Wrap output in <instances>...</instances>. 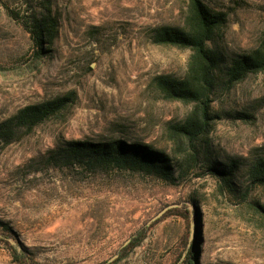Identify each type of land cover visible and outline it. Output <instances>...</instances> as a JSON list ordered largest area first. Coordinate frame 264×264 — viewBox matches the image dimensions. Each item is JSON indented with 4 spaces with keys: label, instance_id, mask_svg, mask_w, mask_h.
Masks as SVG:
<instances>
[{
    "label": "rangeland",
    "instance_id": "374dc122",
    "mask_svg": "<svg viewBox=\"0 0 264 264\" xmlns=\"http://www.w3.org/2000/svg\"><path fill=\"white\" fill-rule=\"evenodd\" d=\"M7 1L24 15L51 5L59 35L51 50L33 58L29 34L0 4V125L26 105L76 94L59 118L26 135H0V219L16 231L27 253L39 264L111 263L164 203L194 195L201 202L191 241L197 218L200 264H264L262 222L252 213L243 218L210 175L167 187L126 171L48 161L60 140L122 139L172 149L168 127L191 106L164 99L155 78L183 76L191 51L156 45L153 33L179 24L187 0ZM206 1L229 13L218 41L225 54L258 45L264 36V0ZM214 111L220 119L208 137L213 155L240 160L246 170L264 159V72L220 92ZM251 199L264 205V189L256 188ZM180 226L167 219L115 264H160L164 233L176 234ZM0 264H17L4 243Z\"/></svg>",
    "mask_w": 264,
    "mask_h": 264
},
{
    "label": "trees",
    "instance_id": "16d2710c",
    "mask_svg": "<svg viewBox=\"0 0 264 264\" xmlns=\"http://www.w3.org/2000/svg\"><path fill=\"white\" fill-rule=\"evenodd\" d=\"M0 4L29 34L34 46L33 58L38 59L51 50L59 35L58 18L51 5L44 4L40 9L24 15L13 9L7 0H0ZM228 22L229 13L219 10L208 1L187 0L179 24L164 25L154 30V44L191 51L183 76L159 75L155 78L157 89L164 99L191 106L179 123L168 127L169 142L172 144L169 152L147 143L122 139L97 142L60 140L48 161L93 170L126 171L158 180L167 187L210 175L216 180L219 193L234 200L233 204L240 207L238 213L243 218L252 213L251 218L254 216L264 226V205L251 199L256 188L264 189V159L251 163L246 170L240 160L218 159L217 155H213L208 141L209 134L220 119L219 113L214 111L216 96L248 77L264 72V36L256 47L241 54L227 55L219 48L218 41L224 37ZM75 100L76 94L69 93L26 105L1 123L0 135L10 139L23 132L26 135L41 124L59 118ZM237 116L242 119L251 117L247 114ZM244 170L245 179L241 176L240 180L239 174ZM200 202L192 195L185 200L164 203L159 212L171 205L178 206L168 209L156 221L143 224L131 235L128 244L116 252L114 256L118 257L113 262L102 264H115L123 259L151 237L156 227L170 218L174 222L179 221L181 226L176 234L164 233V255L160 264H200L201 229L197 218L196 239L191 241L192 221L195 215L198 216L195 209ZM189 204L195 207L194 210ZM11 240L17 245H13ZM0 243L9 247L17 264H39L27 253L25 245L20 243L16 231L2 219Z\"/></svg>",
    "mask_w": 264,
    "mask_h": 264
},
{
    "label": "water",
    "instance_id": "95a60500",
    "mask_svg": "<svg viewBox=\"0 0 264 264\" xmlns=\"http://www.w3.org/2000/svg\"><path fill=\"white\" fill-rule=\"evenodd\" d=\"M177 206H178V205L175 204V205H171V206L165 208L164 210H162L161 212H159L154 218H152V219L150 220L149 224H150L151 222H153V221H156V220L159 219L160 217H162V215H163L168 209L173 208V207H177ZM128 242H129V241H128ZM11 243H12L13 245H17V243L14 242V241H12V240H11ZM18 249L20 250V247H19ZM117 257H118V255L114 256L110 261L116 259Z\"/></svg>",
    "mask_w": 264,
    "mask_h": 264
}]
</instances>
